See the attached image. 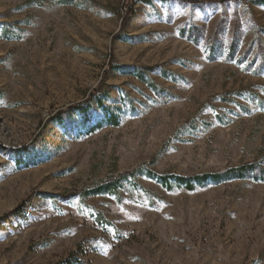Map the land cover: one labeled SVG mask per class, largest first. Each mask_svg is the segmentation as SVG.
Instances as JSON below:
<instances>
[{
  "label": "rangeland",
  "instance_id": "1",
  "mask_svg": "<svg viewBox=\"0 0 264 264\" xmlns=\"http://www.w3.org/2000/svg\"><path fill=\"white\" fill-rule=\"evenodd\" d=\"M98 90L119 126L92 129ZM263 158L264 0H0V264H264L252 176L84 196L142 164L192 175Z\"/></svg>",
  "mask_w": 264,
  "mask_h": 264
},
{
  "label": "trees",
  "instance_id": "2",
  "mask_svg": "<svg viewBox=\"0 0 264 264\" xmlns=\"http://www.w3.org/2000/svg\"><path fill=\"white\" fill-rule=\"evenodd\" d=\"M132 1V0H128ZM143 3H151L153 0H138ZM182 3H189V4H199L203 2V0H177ZM128 5V4H127ZM131 8V7H129ZM4 37L9 38L7 34H4ZM113 58V57H112ZM111 58V59H112ZM114 60L110 61L109 68L115 70H125V66H119L113 64ZM168 72L164 71L163 76L165 78L168 77ZM138 80L145 83L150 89L153 91L159 92V88L157 84L149 78V75L142 70H135L133 74ZM99 91V90H98ZM104 91L94 92L92 97H95L97 105L103 110L104 116L100 119L95 125L93 126V130L101 127L102 125L106 124L109 126H119L120 125V116L118 114L112 113L109 109L105 106L101 95ZM241 95V94H239ZM232 102L234 100H225ZM75 108L79 110L80 113L84 116V122L87 123V109L84 104L76 105ZM245 109V107H242ZM57 119H61V116H57ZM156 161L154 159L150 164H153ZM259 171V175H256V171ZM139 176H145L149 179L160 184L164 189L167 191H173L176 189H183L186 191H194L197 187L206 185L208 183L211 184H221L226 181H230L233 179H245L249 176H252L255 180L264 181V158L260 161L254 162H247L241 164L239 166L228 167L221 171L215 172H203L197 173L192 175H180L176 173H157L153 169L148 168V164H142L137 166L135 169L131 171H125L119 173L117 176L106 178L93 186L84 190V196H92V195H100V194H111L114 195L116 198L120 199V190L124 187L123 183H129L132 188L134 189H141L144 192L146 191L142 186H140L137 178ZM98 221L102 223H109L101 214H98ZM76 260H72L71 258L64 260L63 264H81V262H75Z\"/></svg>",
  "mask_w": 264,
  "mask_h": 264
}]
</instances>
